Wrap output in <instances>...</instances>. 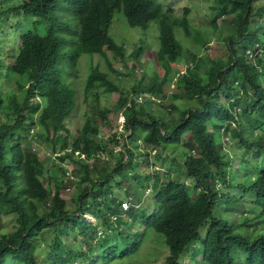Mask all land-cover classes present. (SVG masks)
Here are the masks:
<instances>
[{"label":"trees","instance_id":"trees-1","mask_svg":"<svg viewBox=\"0 0 264 264\" xmlns=\"http://www.w3.org/2000/svg\"><path fill=\"white\" fill-rule=\"evenodd\" d=\"M211 1L206 23L214 34L222 18L236 35H222L221 30L217 40L224 55L207 63L176 36L177 28L189 39L193 35L189 6L178 14L160 0H0V231L5 216L14 215L16 221L12 232H0V264L108 263L136 254L150 229L165 236L164 264H264V5L256 7L257 0ZM118 10L131 27L147 30L152 21L158 22L156 61L164 69L162 76L145 73V80L127 89L111 78L119 71L109 52L115 59L125 57V46L110 34ZM18 33L19 46L6 49ZM142 51L136 48L132 57L138 59ZM254 53L258 58L252 61ZM84 54L107 59L109 70L91 66L87 91L106 87L119 92L114 110L124 116L125 131L102 137L98 108L86 118L82 132L73 133L67 126L78 105V92L69 79L78 75ZM191 59L195 65L188 64ZM176 61L182 63L174 71ZM173 73L177 84L167 91ZM6 76L15 80L18 93L5 88ZM94 94L99 100L100 93ZM141 96L145 102L138 100ZM158 97L164 100L154 113L148 104ZM112 111L104 107L103 126ZM37 125L43 131L35 138H45L56 158L41 159L31 146ZM215 132L232 140L234 156L218 143ZM120 143L122 148L116 150ZM143 144L151 150L180 151L183 166L176 158L170 161L168 154L163 159L160 151L152 156ZM106 153L112 158H104ZM66 158L79 165L70 180L68 168L62 166ZM96 158L99 165L93 163ZM166 159L170 163L164 176L145 171V180L135 177V183L128 184L127 170L140 171L139 162L155 165L161 160L163 166ZM57 160L59 172L53 173L49 163ZM46 167H52L48 182ZM98 167L107 171L105 178H95ZM171 171H179L190 184ZM70 183L81 192L75 211L61 194ZM124 186H129L126 191L137 186L128 191L134 200L143 195L139 187L146 195L152 193L148 209L136 213L130 200L121 199L115 190ZM234 190L238 193L231 194ZM223 200L240 201L245 215L236 220L218 215L217 206L227 204ZM225 207L229 210L230 205ZM86 214L97 216L100 226ZM141 225L143 231H133ZM51 229L57 233L49 239ZM80 235L85 241L81 244ZM41 236L48 240L42 263L36 253Z\"/></svg>","mask_w":264,"mask_h":264},{"label":"rangeland","instance_id":"rangeland-1","mask_svg":"<svg viewBox=\"0 0 264 264\" xmlns=\"http://www.w3.org/2000/svg\"><path fill=\"white\" fill-rule=\"evenodd\" d=\"M166 8L173 7L176 13L182 14L184 7L189 6L192 10L190 13V19L194 27L193 35L191 39L187 38L185 36L184 31L181 28L176 29V36L179 41H181L184 46L188 47L191 49L192 52H195L198 54V56L203 57L208 60L207 63H210L212 58H218L222 55H224V48H223V43L218 42L217 40V35L220 32H224L222 35H225L227 32H230L234 35H236V32L232 28V26L224 21L222 18L219 20V30L216 34L213 32V28L209 26L206 23V20L208 18V15L211 13V0H160ZM256 7H260L264 5V0H257L255 2ZM17 22V21H13ZM222 30V31H221ZM110 34L115 38V40L120 44L125 46V51L124 55L125 57L123 59H115L113 58L112 52H109V56L111 61L114 63L115 68L119 71L118 73L114 74L111 76L113 82L115 84H119L122 88L127 89L131 88L133 85H137L140 80H145L146 79V74L152 76L154 74V71L158 72L160 76L163 75L164 69L162 66L157 63V50L159 49L160 42H159V26L157 21H152L150 23V26L148 27L147 30H143L139 27H131L125 20V16L123 13H121L120 10L116 11L115 17H114V22L112 23L110 27ZM18 36V38H17ZM16 36L15 40L12 42H8L7 48L9 49L11 46L18 47L19 46V33ZM17 42L16 44H14ZM142 47L143 51L140 52L138 59H135L132 57L133 52L135 51L136 48ZM257 52L259 51V47H256ZM256 52V53H257ZM250 54V59L252 61H255L258 57L255 56V54ZM5 60V59H3ZM1 61L3 64H6L5 61ZM11 61V60H10ZM7 59V62H10ZM193 61V62H192ZM182 61H176L174 64L173 62V70L179 69V66L181 65ZM196 64V61L194 60H189L188 64L192 66V64ZM91 66H99L102 70H109V65L107 62V59L103 56H100L99 54L95 55H89V54H84L82 55L80 61H79V66H78V75H74L70 77V82L73 87L78 92L77 95V107L72 113V115L65 121L67 123V126L69 129L74 133L79 130V132H82V126L86 121L87 117H90L96 113L97 108H98V113L96 114L97 122L100 124V127L102 128V133L101 136L106 134L107 136L111 134V132H114L116 130L119 131H125V127L123 126L124 122V116L122 114H116L115 112V104L118 100L119 97V92L116 90H109L106 87L99 88L94 90V92H88L87 90V84H86V79L87 76L90 72ZM133 67H136L133 70ZM200 71H203L201 69ZM135 72V73H133ZM184 70L177 72L178 73H183ZM146 73V74H145ZM177 75L174 73L171 75L169 78L171 80L170 84L166 86L167 91H173L175 89V85L177 84ZM5 88L7 90L13 91L18 93L17 85L15 80L9 78V77H4L3 79ZM100 93L99 100L95 98L94 93ZM139 101L141 100L142 102L145 100L141 97L138 99ZM164 99L163 98H154V102H149L148 106L151 111L154 113H158L160 108L158 102H162ZM165 103L170 102L169 98L165 100ZM168 101V102H167ZM147 103V102H146ZM45 104V100L41 102V105ZM107 106L109 108H112L113 111L109 112V118L110 122L107 124V126H103L102 122L103 120L106 119V112H103L104 107ZM2 117V116H0ZM43 129L37 125L33 129V133L30 136L31 139V146L38 152L39 156L41 159H46L50 156H53V158H56V154H53L51 152V146L48 142L45 141V138L42 139H36L35 134L41 133ZM216 134V140L220 144H224V150L230 153L232 156H234L236 153L232 150H230V147L233 146L232 140H229V137L227 135H224L222 132H215ZM128 133L126 134V136ZM52 136V134L50 135ZM100 139V136H97ZM103 137V136H102ZM127 138V137H126ZM23 143L25 142L24 140L22 141ZM123 142V141H122ZM144 147H147L148 150L151 151L152 156L156 155L159 151L161 154V157H164L165 155L168 154L167 157H169V160L171 161V158H176L177 162H180L182 160V154L178 150H173L169 149L168 151H163L159 150L158 148L154 147L153 150H151L152 146H147V144H143ZM116 147V150H120L122 148V143L117 144L114 146ZM181 150H185L184 146H180ZM116 153V152H115ZM147 151L144 150V154H146ZM110 154V155H109ZM106 153L104 158H112L111 153ZM166 157V158H167ZM155 158V157H154ZM165 159V157L163 158ZM167 160V159H166ZM92 159L90 160V162ZM168 162V160L166 161ZM176 162V163H177ZM60 160H57L52 162L50 161L49 164H53L54 168L52 167H46L47 171L45 172V180L46 182L49 181V176L50 173L48 172V169L52 168L53 173L55 171L59 172V167ZM94 165L100 164V160L96 158L93 161ZM162 161L158 160L155 165H147L145 162L141 161L139 162L138 169L140 171H129L127 170L129 176H130V181L124 182L128 183L130 186L135 183V177L138 178V180H145L146 179V174H144L145 171H159L161 173V176H164L167 172L168 168V163H163V166L161 165ZM62 166L68 168V180L75 178L74 176V171L77 169L79 166L76 162L71 160L70 158H66ZM183 166V164L180 162V168ZM176 167V164L175 166ZM95 178L103 179L107 175V171L103 168H97L94 169L93 171ZM126 172V171H125ZM173 177H180L183 181L186 183L190 184V180L184 176L183 178L180 176L179 171H171L170 172ZM153 177V173H152ZM113 183H116L118 181V178L115 177L113 179ZM127 184V185H128ZM1 186V182H0ZM129 186H124V190L119 191V189L116 188L115 192L116 194L125 200H130L133 204L134 207L136 208V213H139L143 209H148L149 207V197L152 195V193H149L146 195L144 192H142V189L139 187L140 195H143L140 197L139 200H134L132 199L131 195L129 194V190L131 189L132 192H134L137 188L135 186L134 188L126 189ZM148 192V191H147ZM190 193L192 197L193 195V189L190 187ZM237 190H234L233 193L231 194H237ZM61 194L63 198H65L68 202V207L70 211H75L78 209L79 201H80V190L75 187L74 184L70 183L68 186L63 187L61 189ZM238 197H241V195H238ZM92 200V199H90ZM127 202V201H126ZM223 203L226 202L225 200L222 201ZM243 202V201H242ZM129 203V202H128ZM139 203V204H138ZM227 203V202H226ZM229 204L230 207L229 210L225 207V205ZM227 204H222L220 203L217 208L215 209V212L218 213V215L221 216H228L232 220L240 219V217L245 215V212L243 210L242 204L240 201L238 202H233V203H227ZM243 210V211H242ZM256 210L259 212L261 210L260 207H256ZM81 214V213H79ZM14 215H8L3 218V229H1L0 232H12L13 231V225L16 222ZM87 219H89L91 222H93L96 226H100V220L97 216L94 214H87L84 215ZM136 227L140 228L142 231L144 230V226H135L133 231H136ZM248 228V226L246 227ZM49 239L53 238L55 236V233L57 231H54L53 229L49 230ZM144 239L142 242V246L140 250L134 254L133 256L126 257V258H121V259H114L111 262H103V264H164L167 255H168V246L165 241V236L159 232H157L154 229H150L147 233H144ZM65 238V237H64ZM80 239L78 240V243L85 242L84 237L80 235ZM48 240L43 239L41 236V239L37 243V251L36 253L39 256V262H43L47 258V245ZM74 244V243H73ZM95 251V250H93ZM185 260L188 261L189 257H185ZM74 264V261H72ZM87 264H90L89 261H86Z\"/></svg>","mask_w":264,"mask_h":264},{"label":"built area","instance_id":"built-area-1","mask_svg":"<svg viewBox=\"0 0 264 264\" xmlns=\"http://www.w3.org/2000/svg\"><path fill=\"white\" fill-rule=\"evenodd\" d=\"M125 206H126V207H128V204H127V203H125Z\"/></svg>","mask_w":264,"mask_h":264},{"label":"clouds","instance_id":"clouds-1","mask_svg":"<svg viewBox=\"0 0 264 264\" xmlns=\"http://www.w3.org/2000/svg\"><path fill=\"white\" fill-rule=\"evenodd\" d=\"M148 193V192H147ZM87 215V214H86Z\"/></svg>","mask_w":264,"mask_h":264}]
</instances>
